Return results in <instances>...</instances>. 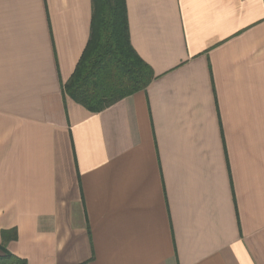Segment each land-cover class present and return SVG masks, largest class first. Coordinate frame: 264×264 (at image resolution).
Wrapping results in <instances>:
<instances>
[{
    "label": "crops",
    "instance_id": "0c3cea01",
    "mask_svg": "<svg viewBox=\"0 0 264 264\" xmlns=\"http://www.w3.org/2000/svg\"><path fill=\"white\" fill-rule=\"evenodd\" d=\"M146 91L63 86L92 0H0V245L27 264H264V0H126ZM4 255L0 249V256Z\"/></svg>",
    "mask_w": 264,
    "mask_h": 264
},
{
    "label": "trees",
    "instance_id": "16d2710c",
    "mask_svg": "<svg viewBox=\"0 0 264 264\" xmlns=\"http://www.w3.org/2000/svg\"><path fill=\"white\" fill-rule=\"evenodd\" d=\"M92 10L88 44L63 92L89 112L100 113L146 91L156 76L131 45L126 0H92ZM15 240L16 231L3 232L0 264H27L4 249Z\"/></svg>",
    "mask_w": 264,
    "mask_h": 264
}]
</instances>
